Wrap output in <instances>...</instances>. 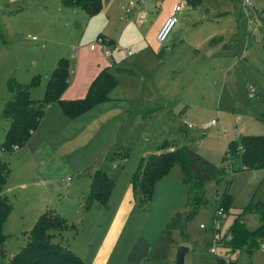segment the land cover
<instances>
[{
	"label": "rangeland",
	"instance_id": "1",
	"mask_svg": "<svg viewBox=\"0 0 264 264\" xmlns=\"http://www.w3.org/2000/svg\"><path fill=\"white\" fill-rule=\"evenodd\" d=\"M46 1L49 3L53 0ZM125 1L102 0L100 10L92 15L79 6H64L58 12L63 18L61 22H56V14L42 5L31 9L35 24L21 36L7 37V46L0 52V112L11 95L9 82L12 77L28 81L33 73H38L41 83L33 87L31 96L40 97L57 57L70 59L72 75L78 52L87 49L91 43H97L98 34L112 36L117 43L113 48V57H105L107 61L132 66L139 75L117 72L114 67L111 68L117 76V83L109 95L174 98L154 114L147 127L151 143L146 155L154 151L156 144L164 138L181 144L190 142V135L194 138L193 145L197 151L224 166V162L228 163L234 158L231 155L230 160L223 161L227 143L231 139L247 132L264 134V119L260 116L264 109V45L258 29V26H264V9H261L264 0H249L250 4L245 0H199L196 4L186 0H146L141 9L146 11L142 21L138 20L136 12L125 17L121 8ZM177 4H181L177 21L166 40L159 43L156 38L158 25L164 13ZM51 7L49 5L48 8ZM252 7L256 11L250 16ZM249 35L252 38L250 42ZM177 36H183L182 42L176 40L172 44ZM146 39L154 42L152 48L155 52H151L150 48L144 49ZM102 41L111 47L107 39L103 38ZM225 42H229L227 50L224 49ZM127 50L132 51V55H126ZM35 51L45 54V64L34 65L28 60ZM154 70L162 73L160 83H157V76L152 78ZM163 74L168 77L164 78ZM249 86L255 87L253 93L249 92ZM127 100L129 102L123 101L121 104L130 106L132 101L138 104L134 99ZM184 104L187 107L182 116ZM58 105L56 103L45 111L42 126L32 136L30 145L12 152L0 150V157L9 165L1 192L12 204L11 213L3 223L6 238L0 245L1 264H7L9 258L23 246L26 231L31 228L42 207L51 206L66 188L61 184L60 175L70 174L72 183L79 184L76 171L85 157L95 150L90 142L82 143L81 136L65 135V132L75 131V127L58 122L57 113L53 114ZM117 105L119 103L107 101V107ZM132 113L130 119L135 120V115L137 120L140 118L135 110ZM213 119L216 123L208 126ZM136 122L138 124L139 121ZM180 124H186L189 133L180 131ZM7 126L8 120L0 117V141ZM48 126L65 127L63 133L56 136ZM110 129L108 126L107 135ZM41 138L52 140L37 147L35 141ZM136 138L137 134L131 133L127 145L115 150L112 161H117L127 146L130 152ZM102 164L106 163L102 161ZM238 164L237 158L234 166ZM230 176L232 199L230 207L226 205L223 209L219 229L223 233V242L228 233L232 236L227 229L244 206L254 200L264 202V167L228 170L226 177ZM223 188L222 180L206 183L208 202L186 221L184 233H180L179 229L166 225L175 211L185 210L187 213L189 210L188 206L185 207L186 185L182 180L181 167L172 165L155 182L151 199L142 206L148 210L149 216L140 236L138 233L135 237L137 243L130 253L131 264H175L180 245L189 247L184 264H217V257L224 252L220 247L217 253L209 250V226L216 193H221ZM182 217L184 219L185 214ZM242 220L249 229L260 223L259 215L254 212L245 214ZM201 222L206 223L207 227L200 228ZM68 227L62 226L60 230ZM263 235L264 231L251 252L242 247L230 250L226 257L237 259L238 264H264Z\"/></svg>",
	"mask_w": 264,
	"mask_h": 264
},
{
	"label": "trees",
	"instance_id": "2",
	"mask_svg": "<svg viewBox=\"0 0 264 264\" xmlns=\"http://www.w3.org/2000/svg\"><path fill=\"white\" fill-rule=\"evenodd\" d=\"M199 0H187L196 4ZM65 5H75L84 9L88 14L97 13L102 5V0H60ZM261 9H264L261 8ZM253 16L255 7L249 10ZM260 40L264 43V26H258ZM98 38H105L114 47V39L106 38L98 34ZM0 39L7 43L5 33L0 24ZM217 40L214 38L213 40ZM252 40L248 37V42ZM229 42H225L224 49L228 48ZM119 69L127 73L136 74L132 68L119 66ZM70 63L69 58L60 56L55 66L50 71L46 80L43 94L39 98L31 96V89L40 82V75L33 74L28 81H19L14 77L9 82L11 95L3 104L0 117L8 120V126L4 131L0 142V150L12 152L26 145L33 131L37 128L41 117L47 107L57 102L65 115L74 118L87 111L95 104L109 98V91L116 85L117 77L108 66L101 68L91 80L84 96L65 99L62 94L69 84ZM185 108V107H183ZM182 108V109H183ZM264 119V109L260 112ZM180 131H185V125H179ZM191 140V139H190ZM115 151L112 152L114 156ZM233 159L230 160V156ZM129 156V150L124 149L117 164L121 166L122 160ZM239 164L234 166L235 160ZM230 162L218 165L198 152L192 143L183 142L176 144L168 138L162 139L156 145V149L141 157L137 168L131 176V182L135 198L139 205L148 202L154 191L155 182L164 175L168 169L178 164L182 170V180L186 185L185 207L188 212L177 210L167 223L169 228H177L184 233L186 221L193 216L201 205L208 202L205 185L211 180L224 181L221 193H216L214 209L216 207H230L232 194L229 191L231 176L226 177L228 170L257 169L264 167V134L244 133L239 138L231 139L226 146L223 161ZM9 172L8 163L0 158V245L3 244L6 235L3 232V223L10 215L12 204L7 196L1 192ZM114 179L104 167L96 168L91 176L85 205L96 201L98 204H106L113 188ZM257 213L260 223L253 229L245 226L242 218L247 213ZM183 214L185 218L183 219ZM70 227L73 224L61 216L54 209L48 207L41 211L31 228L26 231V240L23 246L13 254L7 264H88L84 258L70 248L62 240L55 238L54 230L62 227ZM232 233L230 241L226 242L230 250L244 247L251 252L258 244V238L264 231V202L261 200L250 201L235 215L227 229ZM1 264V263H0ZM217 264H238L237 259L219 255Z\"/></svg>",
	"mask_w": 264,
	"mask_h": 264
},
{
	"label": "crops",
	"instance_id": "3",
	"mask_svg": "<svg viewBox=\"0 0 264 264\" xmlns=\"http://www.w3.org/2000/svg\"><path fill=\"white\" fill-rule=\"evenodd\" d=\"M39 5H42L47 10L53 11L56 14V22L63 21L62 15H58V12H60L65 5H63L60 0H53L49 3L46 0H0V24L4 29L6 40L9 36H21L28 30V28L35 24L36 21L31 17L30 10ZM49 5L52 7L48 8ZM174 6L164 13L160 25H158V30ZM109 37L112 36H107L106 38ZM112 38L114 39V37ZM182 39L183 36H177V38H174L172 44H175L177 41L182 42ZM114 43L115 46L117 43L115 39ZM152 44H154L152 40L146 39L143 43V47L144 49L150 48L151 52H155L156 50H153ZM262 44L264 45L263 42ZM6 46L7 43H3L0 39V52ZM113 48L114 47H112L111 57H113ZM77 55L78 59L74 68V74H72L73 77H71L72 69L70 68L69 84L62 94V97L65 99L84 96L91 80L95 77L98 71L105 66H108L110 70L114 67L113 69L117 72H125L120 70L119 66L134 69L132 66L117 64L115 61L109 63L107 61L108 58H105L103 51L99 48L90 49V47H88L87 49L85 48L78 52ZM126 55H132V53H126ZM58 58L59 57L56 58L50 71L55 66ZM28 60H30L31 63H34V65L38 63L45 64V54L42 51H35V54L29 56ZM133 75H139V73L136 71V74ZM161 75L162 73L159 70L152 71V78L157 76V83H160ZM163 76L164 78L168 77L165 74H163ZM172 79L174 78L172 77ZM40 83L41 76L38 85H40ZM115 87L116 86L113 87L112 91ZM127 99H134L138 104L135 105V101L132 100H130L132 101L130 106L127 104H121L123 101L129 102ZM172 99L174 98L112 97L109 95L107 100L95 104L93 107L74 118L65 115L60 104L57 106V109L53 111V114L57 113L58 122L75 127V131L65 132L66 136L70 134H76L75 137L81 136V142H90L91 145L95 146V150L85 157L83 164L76 171V176L79 178L80 183H72L73 177L70 174L60 175L61 179H64L69 175L71 177L69 183L62 184L66 188L61 192V196L59 195L58 199L51 204V206L46 205L42 207L38 214L44 209L50 207L63 216L68 223L73 224V226L64 230H54L56 234L55 238L66 243L70 248L81 255L88 264H131L130 253L137 243L135 237L138 233L140 236L149 216L148 210L139 205L135 198L131 176L137 168L141 157L146 155L148 148L150 147L151 138L146 131L148 130V125L152 122L154 114L158 110L160 111L161 108L167 106ZM107 101L117 102L119 105L107 107ZM56 103L57 102L50 104L46 110L51 109ZM183 107L186 108L187 104H184ZM182 108L181 114L184 116L186 109ZM134 110L140 116L138 120L137 115H135V120L130 119L131 115L134 114L132 113ZM43 116L28 142L23 146L24 148L27 145H30V142L33 141L31 139L32 136L35 135L40 126H42L44 121ZM136 121H139L138 124ZM108 126L111 129L108 131L109 134L107 135ZM64 127L65 126L55 128L54 126H48V128L54 130L56 136L59 135V133H63ZM131 129H133V131ZM128 131L136 133L138 138H136V141L133 143V147L129 152L130 155L123 159L121 166H119L117 164L118 160L115 162L112 161L111 154L119 146L127 145L126 143H128V139L131 135ZM186 132H188V130ZM83 135H87V137L84 138ZM75 137L72 136L71 138ZM189 137L191 139L189 143L193 144L194 138L190 135ZM51 140L52 139L43 140V138H41V140H36L35 143L37 144V147H42L45 145L46 141ZM125 149L129 150L130 148L127 146ZM0 158L2 159V156ZM102 161L106 164H102ZM98 167H104L113 177V188L106 204L101 205L96 201H93L89 205H85L92 173ZM56 177L59 176L57 175Z\"/></svg>",
	"mask_w": 264,
	"mask_h": 264
},
{
	"label": "built area",
	"instance_id": "4",
	"mask_svg": "<svg viewBox=\"0 0 264 264\" xmlns=\"http://www.w3.org/2000/svg\"><path fill=\"white\" fill-rule=\"evenodd\" d=\"M247 3L250 4L249 0H245ZM146 0H126L122 5L121 8L123 9L124 15L125 17H128L132 12H136L137 13V18L138 20L142 21L143 19H145L146 17V11L141 10L142 7L145 5ZM181 8V4H177L173 7L172 11L167 15L166 19L164 20L162 26L160 27L159 31L157 32V40L160 42L165 41V39L167 38L170 30L172 29V27L175 25L176 21H177V14L176 12ZM103 39L97 38V43H91L89 45L90 49H96V48H100L101 50H103V54L105 55V57L110 58L112 56V48L105 45V43L102 41ZM127 54H131L132 51L127 50L126 51ZM255 91V87L254 86H249V92L253 93ZM216 123V120H211L208 123L209 125H213ZM71 177L68 175L66 176L64 179L61 180V184H68L70 181ZM224 216V210L222 207H216L212 213V223L209 226V231L211 234V238H210V248L209 250L213 253H217V248L220 247L224 254H221L223 256H228V254L230 253V249L228 247V245L226 244V242L231 238V234L228 233V235L225 237L226 240L223 242L221 240V236L223 235V233L220 232V226H221V222ZM200 228H206L207 224L204 222H201L199 224ZM212 232V233H211ZM263 242H264V235H263Z\"/></svg>",
	"mask_w": 264,
	"mask_h": 264
},
{
	"label": "water",
	"instance_id": "5",
	"mask_svg": "<svg viewBox=\"0 0 264 264\" xmlns=\"http://www.w3.org/2000/svg\"><path fill=\"white\" fill-rule=\"evenodd\" d=\"M189 247L180 245L176 252L175 264H184L185 254L188 252Z\"/></svg>",
	"mask_w": 264,
	"mask_h": 264
}]
</instances>
